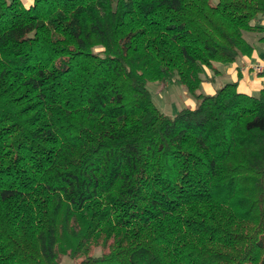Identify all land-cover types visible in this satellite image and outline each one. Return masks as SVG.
Here are the masks:
<instances>
[{
    "label": "trees",
    "instance_id": "16d2710c",
    "mask_svg": "<svg viewBox=\"0 0 264 264\" xmlns=\"http://www.w3.org/2000/svg\"><path fill=\"white\" fill-rule=\"evenodd\" d=\"M264 0H0V264H264V87L199 92ZM264 75V74H261ZM196 99L175 115L148 82Z\"/></svg>",
    "mask_w": 264,
    "mask_h": 264
},
{
    "label": "crops",
    "instance_id": "0c3cea01",
    "mask_svg": "<svg viewBox=\"0 0 264 264\" xmlns=\"http://www.w3.org/2000/svg\"><path fill=\"white\" fill-rule=\"evenodd\" d=\"M28 6L32 0H23ZM260 36L256 37L254 52L250 56H243L236 62L231 64L216 63V71L206 69L204 72V80L200 90L203 94H214L217 89L228 82H238V88L244 92H257L264 87V75L253 72L249 66L258 60H264V40H260ZM220 77L224 78V84L221 83ZM192 106L195 107L197 101L195 98L189 99ZM188 100V101H189ZM189 107V106H187Z\"/></svg>",
    "mask_w": 264,
    "mask_h": 264
},
{
    "label": "rangeland",
    "instance_id": "374dc122",
    "mask_svg": "<svg viewBox=\"0 0 264 264\" xmlns=\"http://www.w3.org/2000/svg\"><path fill=\"white\" fill-rule=\"evenodd\" d=\"M214 3H217L218 0H212ZM257 23H260L261 25H264V15H260L258 19L256 20ZM259 33H250L248 34V38L256 43V37L260 36ZM221 83L224 82V78H219ZM148 88L152 94V98L155 102V104L158 106V108L169 115H175L178 113V111L184 107H191L192 104L190 102V98L193 99L194 97L191 95V93L182 85L180 84L176 79L168 80V81H149L148 82ZM199 92H202L199 90ZM257 92H250L252 94H258ZM189 100V101H188ZM76 260L73 258H70L68 256H65L62 259V264H76Z\"/></svg>",
    "mask_w": 264,
    "mask_h": 264
},
{
    "label": "built area",
    "instance_id": "2783aa9c",
    "mask_svg": "<svg viewBox=\"0 0 264 264\" xmlns=\"http://www.w3.org/2000/svg\"><path fill=\"white\" fill-rule=\"evenodd\" d=\"M249 68L257 74H264V60H258L250 64Z\"/></svg>",
    "mask_w": 264,
    "mask_h": 264
}]
</instances>
